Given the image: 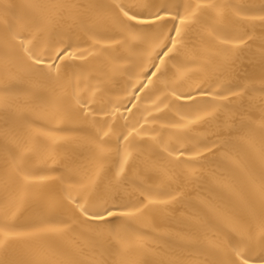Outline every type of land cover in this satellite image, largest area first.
Instances as JSON below:
<instances>
[{
  "label": "bare ground",
  "instance_id": "6f19581e",
  "mask_svg": "<svg viewBox=\"0 0 264 264\" xmlns=\"http://www.w3.org/2000/svg\"><path fill=\"white\" fill-rule=\"evenodd\" d=\"M198 3L216 7L158 22L182 46L129 103L150 50L119 6L152 19ZM262 17L264 0H0V264H223L233 246L261 264ZM25 48L74 55L49 70ZM84 197L133 215L90 222Z\"/></svg>",
  "mask_w": 264,
  "mask_h": 264
},
{
  "label": "snow or ice",
  "instance_id": "6c2138e0",
  "mask_svg": "<svg viewBox=\"0 0 264 264\" xmlns=\"http://www.w3.org/2000/svg\"><path fill=\"white\" fill-rule=\"evenodd\" d=\"M139 7L140 6L135 4L119 6L122 16L121 24L123 29L127 33V41L132 42L134 45L142 46L146 50H150L149 62L146 65L142 66L141 71L139 72V75L142 79L138 80L137 84L140 85V87L133 89V92L130 95L129 103H131L132 100L141 99V97L136 95V93L145 92V95H147V92L145 90H152V87L154 85L153 78H155L156 81H159L161 77L167 75V60L173 59L175 53L178 50V47L182 46L181 42L171 35V33L174 31L175 36L180 37L181 28L174 25L172 29H169V31L165 33L161 30L163 28V24L158 25V22L166 21V18L170 17L173 20L179 19V23L181 25H185L189 22H195L197 13L201 8H215L216 6L212 3H198L193 12L188 16H180L179 14H177L176 16H172L171 13L168 12L167 8L162 7L153 15L152 19H142L141 16L143 15V13L138 10ZM134 9L137 10L133 11ZM220 14L221 13L218 11L217 15ZM261 19H264V17H262ZM70 47L71 46L69 45V48ZM69 48H56L47 56L43 54L37 55L31 52V50L28 48H25L24 50L25 53L28 54L29 61H31L35 67L47 68L51 70L54 68L58 69L59 65L55 63L56 61H63L65 58L74 55L69 51ZM153 53L155 54L154 56L152 55ZM155 60H159V63H155ZM118 70L119 69H117V71ZM197 91L200 90L197 89ZM172 95L176 97V100L178 101L188 99L192 100L193 103H195L191 92L180 93L179 95H177L175 90H173ZM201 95L206 96L207 93L201 92ZM133 107H135V105H133ZM126 110L131 111V108H128ZM104 135L107 136L108 133H105ZM129 135H131V133H129ZM124 139L127 140V137H124ZM103 145L104 141H101L97 145V150L101 154H103L105 151ZM261 159H264V152L261 153ZM126 160L127 157H125V162ZM120 171L123 172V167H121ZM257 192L261 200L264 201V182H262L257 187ZM83 199V203L79 202V200L74 202L75 209L86 220L93 223H106L108 221V218L110 217H125L133 215V213L131 212H117L112 206H109L106 200L91 202L87 197H84ZM151 203L153 202L149 201V204ZM144 207L146 208L147 205H145ZM140 211H143V208L137 209V212ZM261 236L262 240H264V229H262L261 231ZM232 257V259L223 262V264H252V255L250 254V250L246 251L239 246H233ZM260 259L261 264H264V242H262L261 244Z\"/></svg>",
  "mask_w": 264,
  "mask_h": 264
}]
</instances>
